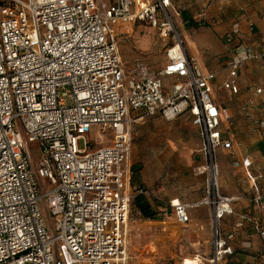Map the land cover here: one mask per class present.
Here are the masks:
<instances>
[{
  "label": "built area",
  "instance_id": "obj_1",
  "mask_svg": "<svg viewBox=\"0 0 264 264\" xmlns=\"http://www.w3.org/2000/svg\"><path fill=\"white\" fill-rule=\"evenodd\" d=\"M172 2L0 0V264H125L130 112L168 120L187 113L199 127L206 196L194 204L171 199L168 208L182 224L190 221V208L209 209L211 249L200 264H228L239 231L264 240L260 219L227 221L235 214L233 198L220 192L216 154L232 148L222 135L230 112L213 96L217 73L186 54ZM204 19L205 13L192 17ZM136 21L157 27L163 39L174 35L158 71L122 62L116 26ZM240 26L234 22L224 35L227 45ZM225 57L221 86L231 96L243 64L264 59V49L238 43ZM263 90L264 82L254 92ZM252 105L249 99L242 107L246 116ZM92 133H110L111 143L90 149ZM254 197L264 206V193Z\"/></svg>",
  "mask_w": 264,
  "mask_h": 264
},
{
  "label": "rangeland",
  "instance_id": "obj_2",
  "mask_svg": "<svg viewBox=\"0 0 264 264\" xmlns=\"http://www.w3.org/2000/svg\"><path fill=\"white\" fill-rule=\"evenodd\" d=\"M169 13L187 55L203 64V68L217 73L213 84L216 102L233 113V122L239 119L243 124L241 131H233L231 150L217 151L220 192L237 197L235 206L232 205L235 215H249L264 222V206L254 205L253 201L256 189L260 194L264 193V90L260 94L254 92L264 82V59L251 60L244 65L238 78V93L230 96L221 86L225 77L221 64L227 49L238 43L255 50L264 47V0H173ZM183 13L192 22H185ZM200 13H205V19L195 23L192 17ZM234 22L241 24V32L232 45H227L224 35ZM248 22L253 23L252 30H249ZM116 30L118 50L126 68L140 63L155 72L164 66L166 49L173 45L174 35L163 39L157 27L141 21L119 23ZM170 80L164 79L167 84ZM249 99L255 101L258 108L255 114L260 120H254L250 110L246 116L242 109ZM128 118L130 147L124 166L129 167L132 198L127 222L126 264H158L161 259L165 261L163 264H179L182 257L190 255L189 237H186V231H179L176 239L170 238L174 233L172 224H168L172 211L159 203L166 204L177 197L183 203L194 204L206 196L207 174L198 171V167L205 163L199 127L187 113L168 120L161 115L130 112ZM248 121L255 124L249 126ZM89 140L90 149H95L111 143L112 135L92 133ZM78 146L84 147L82 140ZM30 147L33 149L34 144ZM240 156L251 161L249 168H241V164L240 168L233 166V161ZM254 177L257 178L254 180ZM138 193L144 194L155 213L153 218L144 217L132 204ZM191 211L192 224H198L194 228L202 231L200 227L203 226L199 235L194 234L200 239L196 246L198 250L194 251H203L204 247H211L210 212L206 206ZM44 215L47 217L45 212ZM162 221L168 224L166 232H162L159 225ZM227 221L232 225L234 218L228 217ZM251 231L237 232L234 257L240 264H264V240L257 235L249 238ZM246 241L250 242L248 248H244ZM153 248L156 253H149ZM185 264H189L188 259Z\"/></svg>",
  "mask_w": 264,
  "mask_h": 264
},
{
  "label": "crops",
  "instance_id": "obj_3",
  "mask_svg": "<svg viewBox=\"0 0 264 264\" xmlns=\"http://www.w3.org/2000/svg\"><path fill=\"white\" fill-rule=\"evenodd\" d=\"M264 49V47L263 48H261V49H257L258 51H261V50H263ZM187 54V53H186ZM250 61H247L245 64H248ZM200 65H201V63H199ZM245 64H243V66H242V68H241V70H240V72H239V75H240V73H241V71H242V69H243V67H244V65ZM201 66H203L204 67V65L202 64ZM204 69H206V68H204ZM224 74H225V72H224ZM225 77H226V74H225ZM224 77V78H225ZM223 78V80H225ZM238 78H239V76H238ZM222 80V81H223ZM251 97V96H250ZM254 102V105H252L251 107H249V110L251 111V114H252V117L254 118V120H260V118L259 119H257V117H256V110L258 109V108H256L257 106H255V101H253ZM220 105V104H219ZM221 106V105H220ZM224 108H226V107H224ZM227 109V108H226ZM228 110V109H227ZM228 112H230L229 110H228ZM230 114V120H229V124L228 123H226L225 124V126H224V130H223V133H222V135H223V137H226V138H228V139H230L231 141H232V144L234 143V133H233V131H235V133H238L239 131H241V127H242V123L240 122V120L239 119H237L235 122H233V118H232V114L233 113H229ZM242 114V113H241ZM254 123V122H253ZM251 121H248V124H249V126L251 125V126H253L254 124H253ZM237 135V134H236ZM232 147H233V145H232ZM231 150V149H230ZM224 152H226V151H224ZM243 160V157H236V159L234 160V161H238L239 163H241V161ZM233 161V162H234ZM242 164V163H241ZM241 168L242 167H244V166H240ZM239 167V168H240ZM248 167V166H247ZM249 168V167H248ZM247 168V169H248ZM248 171V170H247ZM259 176H261V175H259ZM255 178H257V177H254L253 179L255 180ZM255 192H259V191H257V189L255 190ZM256 194V193H255ZM231 198H233V202H232V205L233 206H235V204H234V202H235V200H236V198L234 197V196H230ZM173 199H177V197L176 198H173ZM243 205H246V204H243ZM254 205H256L255 203H254ZM258 206V205H257ZM194 209L195 208H199V207H193ZM193 208H190L189 210H188V212H189V215H190V221L188 222V223H185V224H182V223H179V222H177V220H176V218H175V216H174V214L171 212V223H168V224H172V226H173V232L175 233H173V234H171V237L170 238H174V239H176V237L178 236V233H179V231L181 232V231H186V233H187V235H186V237L189 239V243H190V250H191V252H190V255H187V256H185V257H182L181 259H180V262H179V264H185V260L186 259H188L189 260V264H200L201 263V261H206L207 259H208V257H209V254H210V249H211V247H204V250L203 251H197V252H195L194 250H198V247H196L198 244H200V239H198L197 237H196V235H199V232H202L203 231V226L201 225V227L200 228H202V231L200 230V229H198V231H197V229L196 228H194V227H197L198 226V224L197 225H195L194 226V224H192V222H193V216H192V214H191V210L193 209ZM235 215V214H234ZM236 216H240V215H236ZM243 217H250L249 215H242ZM233 218V217H232ZM235 219V218H234ZM168 224H166V222H164V221H162V222H160V224L159 225H161V230H162V232H166L167 231V229H169L168 227H167V225ZM242 231H248V230H242ZM192 232V233H191ZM194 234H196V235H194ZM126 237H127V228H126ZM244 244V243H243ZM158 244H155L154 246L155 247H158L157 246ZM126 251H127V245H126ZM149 253H151V254H153V253H156V249L155 248H153L152 250H150L149 251ZM127 258L128 257H126V260H127ZM237 260V259H236ZM238 261V260H237ZM165 261H163V259H161V260H159V263L158 264H163ZM125 264H126V261H125Z\"/></svg>",
  "mask_w": 264,
  "mask_h": 264
},
{
  "label": "trees",
  "instance_id": "obj_4",
  "mask_svg": "<svg viewBox=\"0 0 264 264\" xmlns=\"http://www.w3.org/2000/svg\"><path fill=\"white\" fill-rule=\"evenodd\" d=\"M183 20L185 21V22H187V21H190V22H192L191 21V18L186 14V13H183ZM135 178H134V176H133V180H134ZM170 201V200H169ZM169 201H168V203H169ZM168 203H159V205L160 206H164V208L165 209H169L168 208ZM132 204L133 205H135L137 208H138V210H140V212H141V214L144 216V217H146V218H153V216L155 215V213L152 211V209H151V207H150V205L148 204V202L146 201V199H145V196H144V194L143 193H138V194H136L135 196H134V198H133V200H132ZM230 217H233V218H235L236 217V215H231ZM246 232H248V231H246ZM236 239H237V234H236ZM236 239H235V241L232 243V246H233V254L231 255V256H229V258H228V261H227V263L228 264H240L239 263V261H237L236 259H235V248H234V243L236 242ZM247 242V241H246ZM244 248H248V247H245L244 246Z\"/></svg>",
  "mask_w": 264,
  "mask_h": 264
}]
</instances>
